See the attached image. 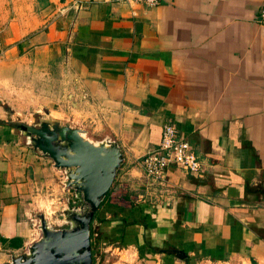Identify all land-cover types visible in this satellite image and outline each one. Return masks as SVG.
<instances>
[{"label": "crops", "instance_id": "0c3cea01", "mask_svg": "<svg viewBox=\"0 0 264 264\" xmlns=\"http://www.w3.org/2000/svg\"><path fill=\"white\" fill-rule=\"evenodd\" d=\"M12 5H0V240L20 246L0 243V264L39 237L29 201L57 216L71 200L63 172L1 118L14 95L119 147L90 226L106 245L99 264H264V0ZM164 123L200 170L168 166L157 185L141 159Z\"/></svg>", "mask_w": 264, "mask_h": 264}, {"label": "water", "instance_id": "95a60500", "mask_svg": "<svg viewBox=\"0 0 264 264\" xmlns=\"http://www.w3.org/2000/svg\"><path fill=\"white\" fill-rule=\"evenodd\" d=\"M9 126L63 172L61 184L71 192V200L58 208L56 227L44 213L35 214L39 237L3 264H93L89 225L122 164L119 147L108 139L91 142L82 130L49 116L39 117L33 125Z\"/></svg>", "mask_w": 264, "mask_h": 264}, {"label": "built area", "instance_id": "2783aa9c", "mask_svg": "<svg viewBox=\"0 0 264 264\" xmlns=\"http://www.w3.org/2000/svg\"><path fill=\"white\" fill-rule=\"evenodd\" d=\"M145 8H154L159 0H125ZM79 8V6H77ZM256 23L264 26V6L261 7L256 16ZM168 166H174L186 173H198L200 170L199 161L189 145L177 137L174 127L170 123H164L160 130L158 146L147 152L141 159V167L144 176L152 183L161 185L164 182L165 170ZM97 239V235H93ZM98 246L101 251L106 247L104 242L99 240Z\"/></svg>", "mask_w": 264, "mask_h": 264}, {"label": "rangeland", "instance_id": "374dc122", "mask_svg": "<svg viewBox=\"0 0 264 264\" xmlns=\"http://www.w3.org/2000/svg\"><path fill=\"white\" fill-rule=\"evenodd\" d=\"M15 3L17 7H23L26 6L29 3V0H0V5L2 6V9H5V12L9 13L8 8L10 6H13L12 4ZM12 95V93L10 94ZM31 101V100H29ZM35 103V102H34ZM33 104H29L26 100H21L19 96H10V100H2V119L6 121L7 124H10L11 122L16 123H24L27 125H33L38 122V118L45 115V109L42 108H32ZM53 105L54 108L57 107V102L50 103V105ZM18 132L17 130H14ZM19 133V132H18ZM22 136V135H21ZM71 194V193H70ZM68 199H71L68 198ZM31 204L29 209L27 210V221L37 226L36 219L34 218V214L36 213H45L47 216V220L50 224H56V219L54 218L56 216V213L54 212V206L53 203L51 204L50 201L44 200V198H38L36 200L29 201ZM56 227V226H55ZM93 243V242H92ZM93 253H94V263L93 264H99V258H101V248L100 246H96L93 243ZM124 259V257H123Z\"/></svg>", "mask_w": 264, "mask_h": 264}, {"label": "trees", "instance_id": "16d2710c", "mask_svg": "<svg viewBox=\"0 0 264 264\" xmlns=\"http://www.w3.org/2000/svg\"><path fill=\"white\" fill-rule=\"evenodd\" d=\"M92 223V220H91ZM91 223L89 225V245H90V251H91V259H92V263H94V253H93V235H94V231L91 229ZM98 236V235H97ZM1 244H5L7 243L9 247H13V248H17L20 246V240L19 239H12L9 241H5V240H0ZM103 261V254H101V259L99 262Z\"/></svg>", "mask_w": 264, "mask_h": 264}]
</instances>
